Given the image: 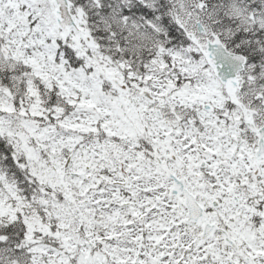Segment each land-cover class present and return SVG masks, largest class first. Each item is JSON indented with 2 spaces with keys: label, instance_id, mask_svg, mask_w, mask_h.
<instances>
[{
  "label": "snow or ice",
  "instance_id": "obj_1",
  "mask_svg": "<svg viewBox=\"0 0 264 264\" xmlns=\"http://www.w3.org/2000/svg\"><path fill=\"white\" fill-rule=\"evenodd\" d=\"M0 264H264V0H0Z\"/></svg>",
  "mask_w": 264,
  "mask_h": 264
}]
</instances>
